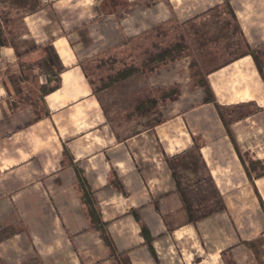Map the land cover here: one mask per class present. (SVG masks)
Returning <instances> with one entry per match:
<instances>
[{
    "label": "rangeland",
    "instance_id": "rangeland-1",
    "mask_svg": "<svg viewBox=\"0 0 264 264\" xmlns=\"http://www.w3.org/2000/svg\"><path fill=\"white\" fill-rule=\"evenodd\" d=\"M35 1L30 7L40 3ZM61 3L57 8L64 27L98 92L100 124L111 121L119 139H146L136 159L153 204L159 194L149 176L160 159L155 149L162 145L154 127L165 121L186 128L190 123L185 129L190 151L180 143L185 153L170 160L177 165L173 177L182 204L178 214L169 212L180 225L141 224L138 209L127 207L132 192L118 178L102 213L79 177L86 200L78 214L82 219L91 215V222L55 221L44 232L40 226L16 225L18 210H9L7 218H0V264H264V176L252 175L264 174V146L253 144L251 129L244 125L251 120V104L225 105L217 79L221 63L249 52L233 33L229 2H195L193 8L190 0ZM222 13L228 16L220 18ZM222 124L232 127V138L234 126L242 127L237 135L244 149L235 146L237 157L225 152ZM165 132L188 137L171 127ZM185 167L190 182L182 177ZM62 197L72 202L68 193H52L50 199Z\"/></svg>",
    "mask_w": 264,
    "mask_h": 264
},
{
    "label": "crops",
    "instance_id": "crops-1",
    "mask_svg": "<svg viewBox=\"0 0 264 264\" xmlns=\"http://www.w3.org/2000/svg\"><path fill=\"white\" fill-rule=\"evenodd\" d=\"M16 1L0 0V58L4 60L0 66V218H7L8 211L16 209L14 219L21 220L16 225L40 226L44 232L55 221L60 225H80L83 219L91 222V215L82 219L78 214L86 198L77 185L79 177L102 213L106 200L115 194L112 184L118 178L124 190L132 192L127 207L138 209L141 224L180 225L176 214L182 203L173 177L177 165L172 167L170 160L185 146L190 151L186 132L190 123L188 128L175 121L154 127L162 145L155 149L158 162L148 160L155 169L149 179L159 194L153 204L136 159L142 156L140 146L147 145L146 139H119L111 121L100 124L98 92L93 90L84 60L72 44L58 9L65 0H38L40 3L32 7L35 0ZM211 1L190 0V8L192 3ZM217 1L229 2L233 33L240 35L249 49L221 63L217 73L222 84L220 97L225 105L251 104V120L244 125L251 129L253 144L264 146V0ZM223 14L228 16L222 13L220 18ZM222 126L225 152L234 151L237 157L236 147L244 149L243 138L237 135V128L242 127L234 126L236 137L232 138V127ZM169 127L186 132L188 137L164 135ZM132 145H136L135 150ZM163 152L169 160L161 159ZM259 172L252 175L263 177ZM181 173L190 182L189 169L185 167ZM56 192L68 193L72 202L64 197L50 199Z\"/></svg>",
    "mask_w": 264,
    "mask_h": 264
},
{
    "label": "built area",
    "instance_id": "built-area-1",
    "mask_svg": "<svg viewBox=\"0 0 264 264\" xmlns=\"http://www.w3.org/2000/svg\"><path fill=\"white\" fill-rule=\"evenodd\" d=\"M0 66H4V60L0 58Z\"/></svg>",
    "mask_w": 264,
    "mask_h": 264
},
{
    "label": "trees",
    "instance_id": "trees-1",
    "mask_svg": "<svg viewBox=\"0 0 264 264\" xmlns=\"http://www.w3.org/2000/svg\"><path fill=\"white\" fill-rule=\"evenodd\" d=\"M2 42V40L0 39V43Z\"/></svg>",
    "mask_w": 264,
    "mask_h": 264
}]
</instances>
